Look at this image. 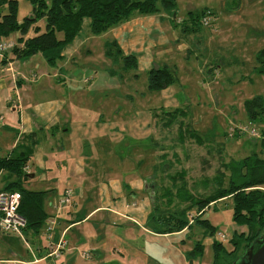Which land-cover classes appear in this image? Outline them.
I'll use <instances>...</instances> for the list:
<instances>
[{
    "label": "rangeland",
    "instance_id": "374dc122",
    "mask_svg": "<svg viewBox=\"0 0 264 264\" xmlns=\"http://www.w3.org/2000/svg\"><path fill=\"white\" fill-rule=\"evenodd\" d=\"M17 1L19 21L33 15L31 0ZM175 2L172 19L166 12L148 16L135 13L132 16L156 19V24L150 31H146L149 32L146 37L140 36L139 32H133L128 38L121 37L123 23L101 35H93L88 25L85 26L82 38L56 66L49 65L42 54L31 58L32 64L28 68L31 78L18 89V99L24 107H32L48 99L63 100L64 118L68 122H77L75 117L86 120L88 116L95 122L101 118L107 124L106 132H109L116 123L124 121V131L100 140L107 144L113 154L116 152V158H122L125 163H135V166L121 167L124 180L143 179L145 191L148 183L152 186L156 182L157 188L153 191H156L154 198L157 210L153 211V217L164 227L173 218L171 213L175 214L177 209L186 206L178 200L168 206L165 199L166 191L173 189L175 178L179 179L178 185H181L180 179L184 177L192 194L208 196L216 188L214 179L218 172L225 171L223 164L228 165L226 175L229 176L233 172L237 173L236 163L247 156L258 153L264 157V118L262 121L251 122L246 109L248 101L259 96L264 99V0ZM160 14L164 15L163 20H159L162 17ZM40 25L44 27L45 20ZM193 26L196 31H185V28L193 30ZM87 32L89 35L85 37ZM16 35L14 33L11 37ZM116 40L123 48L124 55L119 56L111 44ZM110 45L111 56L107 55ZM127 54L137 57L138 68H126L124 58ZM62 66L65 67L63 71L60 70ZM163 68L175 74V83L161 91L150 90L149 73L153 69ZM75 72L83 80L88 78L85 89L72 90L59 81V78L68 79ZM54 74L59 77H54ZM11 90L9 93L14 96ZM4 106L6 104L0 93V116L3 117L0 119V158L7 156L17 139V130L21 129L18 113L2 109ZM177 109L185 113H177V118L170 126H167L170 115L153 118V114L163 110ZM8 123L14 126V130L1 132V128ZM183 126L184 132L181 130ZM187 127L203 137L202 146L189 138ZM246 127L256 129L259 136L240 131ZM117 136L118 140H113ZM68 139L66 136L62 141L60 137L55 139V144L59 146L57 150L53 146L48 147V144L47 147L41 144L33 162L36 163L39 157L50 158L52 155L59 159L68 158L60 152L62 143H67ZM92 143H85L86 155L92 151L95 156ZM99 154L96 157L107 156L101 155V151ZM142 160L148 165L144 163L139 167V161ZM102 169L96 167L100 176L95 177L97 181L90 184L92 187H96L104 178ZM110 169L116 170V167ZM148 169H155L154 174L147 173ZM27 174L30 175V172ZM42 178L43 174L37 173L36 180L24 187L33 191H49L45 198L47 201L53 193L49 189L52 184L49 179L44 182ZM90 195L87 193L85 199L79 200L80 208H83L84 202H88L85 206L88 210L95 202ZM232 214L233 203L227 200L207 210L202 216V219H209L216 228L213 239L222 242L228 250L233 247L232 235L238 229ZM51 217H59L56 210H53ZM192 217L189 216L191 227L188 232L173 238L177 250L172 248L166 256H171L176 264H190L183 253L190 251L197 241H204V229L192 224ZM50 218L44 226L46 231L52 220ZM98 219L101 217L98 216ZM221 234H226L227 238L222 240ZM160 244L163 248L170 247L165 240ZM212 247L206 246L204 254L196 258L193 264H213ZM245 247L244 242L238 250L239 256L244 253Z\"/></svg>",
    "mask_w": 264,
    "mask_h": 264
},
{
    "label": "crops",
    "instance_id": "0c3cea01",
    "mask_svg": "<svg viewBox=\"0 0 264 264\" xmlns=\"http://www.w3.org/2000/svg\"><path fill=\"white\" fill-rule=\"evenodd\" d=\"M160 15L162 17L159 20H163L164 15ZM168 16L172 19V15ZM146 18L148 17L137 15L124 22L120 29L121 37L128 38L133 32H139L140 36L145 37L149 35V32L146 31H150L151 27L156 24V19ZM90 24V20H85L78 37L63 50L62 60L66 57L68 50L73 49L82 38L84 27L88 25L90 29ZM192 29L185 28V31H196L194 28ZM32 35L31 32L28 37ZM88 35L87 32L85 37ZM18 38V34L16 37H10L14 42ZM114 43H116V46L113 45L116 51H120L119 56L124 55V50L119 42L116 40L111 44ZM12 52L13 50L6 54V63L0 65V93L6 104L2 109L18 113L21 129L17 130V139L12 148L8 150L9 153L2 158H9L16 149H19L20 152L33 149L28 163L30 175L25 184L35 181L37 173L43 174L42 181L47 182L49 179L52 184L49 189L53 192L47 201L45 199L47 207L45 210L49 217L52 216L53 210H56L57 200L67 189L73 190L74 196L71 206L58 214L59 217L55 219L56 225L51 234L46 231L45 227L40 231H24L23 237L16 234H5L0 229V264H176L171 256H166L171 253L172 248L177 250L173 238L187 233L188 230L179 233H162L161 223L153 220L155 207H153L151 195L145 191L144 180L140 178L124 180L123 178L124 171H121V167L135 166V163H125L122 158H116V152L114 151L113 154L107 144L100 140L109 135L114 137L120 131H124V121L116 123L109 132H106L107 124L101 118L98 122L88 116L85 117L86 120L75 117L78 119L77 122L65 121L63 113L65 103L61 99H48L35 106L24 107L18 99V89L31 78L28 68L32 64L31 58L38 54L27 60H14ZM128 56L134 55H125V57ZM134 57L138 68V59L136 56ZM43 58L46 60L45 57ZM60 70H65V67L62 66ZM57 76L59 77L58 74H54V77L57 78ZM59 81L64 82L72 90H80L86 88L88 78L83 80L78 72H75L74 75H69L68 79L59 78ZM10 88H12L14 96L10 95ZM163 111L153 114V118H160ZM2 118L0 116V119ZM1 130L3 133L12 131L14 126L8 123ZM65 136L69 139L67 143L61 142L60 152L68 158L59 159L52 155L50 158L39 157L36 163L33 162L41 144L46 147L48 144V147L53 146L57 150L59 146L55 144L54 140L60 137V141H62ZM118 137L113 140H118ZM88 141H93L95 156L92 151H89L90 154H85V143ZM99 151L102 152L101 155L106 154L107 156L96 157L100 156ZM145 156L148 158L147 154ZM151 160L153 161V159ZM152 161L151 163H153ZM144 163L148 165L143 160L139 161V167ZM96 167L103 168L104 178L97 183L96 187H92L90 184L97 181L95 177L100 176ZM111 167H116V170L113 169L114 172L120 173L112 172ZM152 172L154 174L155 169H148L147 173ZM153 174L151 177L154 176ZM0 182V191H2L8 185L4 172H0ZM66 183L69 184L66 185ZM35 192H45L46 198L49 191ZM87 193L91 194L90 196L95 201L88 210L85 209L88 202H84L83 208L79 206V200L85 199ZM98 216L101 217L100 220ZM236 230L245 232L246 228L238 227ZM213 238L206 237L203 241L204 246H213ZM162 240L168 241L170 247H161ZM140 242L144 244L139 245ZM62 243L64 246L59 249V256L55 255L54 252ZM194 247L195 245L190 251L183 253V257L190 264H193L194 260L190 259L188 254L193 251Z\"/></svg>",
    "mask_w": 264,
    "mask_h": 264
},
{
    "label": "trees",
    "instance_id": "16d2710c",
    "mask_svg": "<svg viewBox=\"0 0 264 264\" xmlns=\"http://www.w3.org/2000/svg\"><path fill=\"white\" fill-rule=\"evenodd\" d=\"M33 15L23 21L18 19L17 0H0V40L10 39L16 33L19 38L15 41L13 49L14 60H27L37 54H43L47 62L56 66L62 60L63 50L74 42L82 31L85 20H90V31L93 35H101L109 29L129 20L135 13L150 15L166 12L172 15L175 12V0H31ZM195 19V18H193ZM45 20L44 27L40 22ZM192 21V19H191ZM195 26H193L194 28ZM196 29V27L194 28ZM32 32V36L28 37ZM116 46V43L112 44ZM118 54L120 51H117ZM108 55H112L111 45ZM127 69L137 68L134 56L125 57ZM5 59L0 65L5 64ZM176 81L175 74L168 70L153 69L148 76L150 90L161 91ZM248 118L251 122L262 121L264 118V99L256 97L246 103ZM185 113L182 109L163 111L170 115V126L177 118V113ZM160 116V117H161ZM184 132L185 126L181 127ZM186 133L191 140L203 145V137L191 127ZM264 145V133L262 135ZM33 149L21 151L14 150L9 158H0V172H4L7 187L2 191L19 192L21 194L20 214L27 220V230L40 231L50 218L45 210V192L29 191L24 188L29 175L25 172L32 156ZM225 171H219L214 179L215 189L208 196L192 194L185 178H178L173 182V189L167 190L165 199L168 206L175 200L186 206L171 213L173 218L164 227L162 233H179L189 230L192 224L204 229V238L215 237L216 228L208 219H202L207 210L216 207L223 201L233 203V222L237 227L246 228L245 232L234 231L232 235V249L228 250L222 242L214 240L213 264H237L240 258L238 250L242 243H246L245 250L257 239L264 236V157L253 153L236 163L237 173L226 175L229 170L227 164L222 165ZM151 183V182H150ZM155 186L157 184L154 182ZM157 188V187H156ZM146 191L151 195L154 210H157L156 197L152 186ZM153 217V216H152ZM156 220V217H153ZM158 222V221H157ZM244 250V252H245ZM205 251L203 241H197L188 257L192 260L202 256Z\"/></svg>",
    "mask_w": 264,
    "mask_h": 264
},
{
    "label": "built area",
    "instance_id": "2783aa9c",
    "mask_svg": "<svg viewBox=\"0 0 264 264\" xmlns=\"http://www.w3.org/2000/svg\"><path fill=\"white\" fill-rule=\"evenodd\" d=\"M205 23L208 24V21L205 20ZM14 42L11 39L0 40V61L5 59L6 54L14 49ZM242 133H249L254 137H258V132L256 129L244 128L240 129ZM30 166L25 167V172H30ZM74 191L67 189L65 193L57 200L55 206L57 214H61L69 206H71L73 201ZM21 194L19 192H8L0 191V229L3 233L6 234H16L23 237L24 231L27 227V220L20 214V205H21ZM56 217H54L49 222L48 232L51 234L56 225ZM221 239H226V234H221ZM64 243H62L54 254H59V249L63 248ZM59 256V255H58ZM89 257V255H86Z\"/></svg>",
    "mask_w": 264,
    "mask_h": 264
},
{
    "label": "water",
    "instance_id": "95a60500",
    "mask_svg": "<svg viewBox=\"0 0 264 264\" xmlns=\"http://www.w3.org/2000/svg\"><path fill=\"white\" fill-rule=\"evenodd\" d=\"M149 183L147 184V188ZM155 185H152L154 190ZM237 264H264V236L257 239L245 250Z\"/></svg>",
    "mask_w": 264,
    "mask_h": 264
}]
</instances>
